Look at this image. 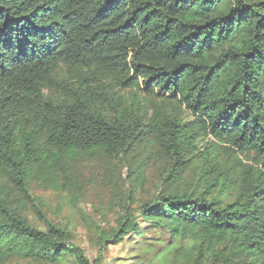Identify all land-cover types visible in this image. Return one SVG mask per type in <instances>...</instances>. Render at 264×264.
<instances>
[{"label": "trees", "instance_id": "obj_1", "mask_svg": "<svg viewBox=\"0 0 264 264\" xmlns=\"http://www.w3.org/2000/svg\"><path fill=\"white\" fill-rule=\"evenodd\" d=\"M97 153L132 189L167 162L104 250L146 236L141 220L190 245L173 264H264V0H0V264H92L32 185L62 191ZM198 165L210 181L181 190Z\"/></svg>", "mask_w": 264, "mask_h": 264}, {"label": "rangeland", "instance_id": "obj_2", "mask_svg": "<svg viewBox=\"0 0 264 264\" xmlns=\"http://www.w3.org/2000/svg\"><path fill=\"white\" fill-rule=\"evenodd\" d=\"M134 92L125 90L121 94L129 96ZM141 96L145 98L143 93ZM154 102L164 104L162 100ZM228 155L237 157L231 151H227L225 158ZM226 159L230 161L229 158ZM240 159L246 164L249 162L244 156H240ZM73 163L72 180L62 191L37 182L32 185V193L41 202L40 208L47 220L70 231L75 244L84 250L92 264H173L175 248L190 246L180 240L170 243L169 236L162 232L154 235L150 227L141 220L138 224L146 235L143 238L133 241V237H127L123 244L111 245L106 250L100 244L101 233L116 227L123 205H130L131 210L135 211L139 205L151 201L158 194L162 173L167 167L165 157L157 156L152 159L147 177L137 189L121 184L117 180L118 173L126 179L128 171H120L117 167L119 172H116L112 160L101 153L79 158ZM209 181L210 179L204 181L202 166L198 165L184 176L179 187L181 190H201ZM27 218L33 227L47 231L46 223L32 209H28ZM13 264L32 263L15 261ZM58 264H72V260L66 257L63 263Z\"/></svg>", "mask_w": 264, "mask_h": 264}]
</instances>
